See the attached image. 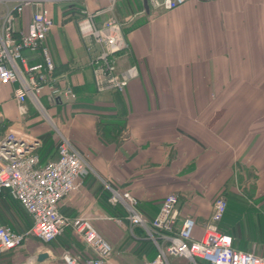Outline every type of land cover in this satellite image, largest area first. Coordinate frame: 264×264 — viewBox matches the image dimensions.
Instances as JSON below:
<instances>
[{
	"label": "crops",
	"instance_id": "crops-1",
	"mask_svg": "<svg viewBox=\"0 0 264 264\" xmlns=\"http://www.w3.org/2000/svg\"><path fill=\"white\" fill-rule=\"evenodd\" d=\"M49 6L55 21L46 39L54 66L50 80L77 88L78 98L62 111L51 109L49 120L39 111L34 115L29 100L19 103L15 86L0 84V140L11 129L44 140L58 122L93 168L60 203V212L89 218L115 244L132 232L118 218L109 187L131 193L147 221L176 195L181 218L196 221L200 239L215 199L223 196L240 215L231 228L237 249L264 255V0H189L171 11L146 8L144 0H116L113 11H107L111 0ZM100 10L106 11L96 25L117 19L128 42L120 69H139L124 93L95 88L78 19ZM25 56L30 63L42 61L34 51ZM47 157L54 160L57 152ZM0 224L25 233L33 220L6 192L0 195ZM134 244L123 256L115 253L112 264H134L137 256L125 257ZM64 252L80 264L91 256L67 229L51 243L30 236L21 247L0 250V264H64ZM168 261L191 264L179 257Z\"/></svg>",
	"mask_w": 264,
	"mask_h": 264
},
{
	"label": "built area",
	"instance_id": "built-area-1",
	"mask_svg": "<svg viewBox=\"0 0 264 264\" xmlns=\"http://www.w3.org/2000/svg\"><path fill=\"white\" fill-rule=\"evenodd\" d=\"M61 1L0 0V84L15 86L18 102L24 104L29 100L49 120L51 117L41 99L44 89H48L52 103L77 99L72 88L58 86L47 77L54 66L46 39L55 25L48 5ZM188 1L148 0V4L155 10L171 11ZM115 2L111 0L107 11H113ZM105 11H84L78 29L91 55L96 91L124 93L129 83L139 77V69L136 65L120 69V59L129 45L117 19H108L100 28L96 25L95 18ZM25 51H34L43 60L30 63ZM58 134L57 158L46 164L40 162L42 142L37 137L11 129L0 140V195L8 192L33 220L31 229L25 233L0 224V250L21 247L30 236L51 243L67 229H72L91 252L83 264H112L113 246L91 220L87 217L72 219L60 212V203L76 192L79 179L92 173L93 168L67 137ZM109 189L111 203L126 209L131 232L136 226L143 227L156 244L157 259L163 264H169V257L186 258L191 264L198 261L264 264V256L236 249L233 238L220 230L228 207L223 196L215 200L204 234L196 239V221L192 217L181 218L176 195L167 196L157 216L148 222L137 211L138 200L131 193ZM62 260L64 264H80L69 252L63 253ZM139 261L137 264H157L156 260Z\"/></svg>",
	"mask_w": 264,
	"mask_h": 264
},
{
	"label": "trees",
	"instance_id": "trees-1",
	"mask_svg": "<svg viewBox=\"0 0 264 264\" xmlns=\"http://www.w3.org/2000/svg\"><path fill=\"white\" fill-rule=\"evenodd\" d=\"M48 8H49V10L51 9V7L49 5H48ZM50 12H51V10H50ZM51 16H52V14H51ZM52 18H53V16H52ZM80 19H78V21ZM53 20H54V18H53ZM54 23H55V21H54ZM41 59L43 60L42 57H41ZM53 70H54V68H53ZM53 70L48 72V74H47L48 80L50 78H52ZM58 86H60V85H58ZM62 87H66V86H62ZM72 89H73V91H75V93L77 95L79 90L77 88H72ZM46 90H47V88H46ZM47 94H48V91H47ZM47 94H46V96H42V101L45 102L46 109L51 114V109L62 107V105L64 103L62 101H59V100L55 101L54 103L50 102ZM77 98H78V95H77ZM31 110L34 111L33 112L34 115L38 114V110H36L33 106H32ZM31 110H30V108L27 109L28 112ZM37 138L40 139V141L42 142V147L39 149L40 162L42 164H46L49 161H51V160L47 161V159H48L47 156L50 153H53L54 151L57 152L58 139L54 138L53 134L50 132L48 133V135H46L44 137V140L41 139V137H37ZM219 197H222V196H219ZM117 208H118V212H117L118 218L121 219L123 222L129 224V221L127 219L128 213H127L126 209L122 205H118ZM239 216L240 215L238 213H236L235 211L231 210L229 205H228L225 216H224L222 222L220 223V230L223 233H226V234L232 236L233 232H232L231 228H233L234 225H236V223L239 222V220H240ZM152 221L153 220L148 221V222H152ZM128 236L131 239V241L133 243H135L134 247L132 248V253L134 255H137V257L139 255H143V254L150 255V257H149L150 261H155L159 257V250H158L156 244L148 238V234L143 227H141V226L134 227L133 233L131 234L130 232H128ZM239 240H241V239L239 238ZM233 244H234V247L237 249L234 238H233ZM247 252H251V253L258 255L255 251L249 250ZM259 256H264V255H259ZM198 264H208V263H206L204 261H198Z\"/></svg>",
	"mask_w": 264,
	"mask_h": 264
},
{
	"label": "rangeland",
	"instance_id": "rangeland-1",
	"mask_svg": "<svg viewBox=\"0 0 264 264\" xmlns=\"http://www.w3.org/2000/svg\"><path fill=\"white\" fill-rule=\"evenodd\" d=\"M2 8L0 7V10H1ZM81 12V11H80ZM104 19V16L102 17V18H100L99 20H103ZM44 103V106L46 107V105H45V102H43ZM65 108H67V102H64V104L62 105V107H60V108H58V110L59 111H62L63 109H65ZM49 113V112H48ZM64 113H66V112H64ZM65 114H63V116H64ZM51 120V119H50ZM49 121V120H48ZM51 123H53V121H50ZM58 122H56L55 124V126H52V124H51V126H50V128H51V132L50 133H52L53 134V136H54V138H57L58 140H59V134H58V132L60 133V134H62L61 133V130L58 128V124H57ZM63 135V134H62ZM111 243V242H110ZM130 243H132V241H131V239L129 238V236H128V234L126 233V232H123V236H122V238H120L118 241H117V243H115V244H113V243H111V244H113L112 246H113V248H114V254L116 253V255L118 254V256L120 257V256H123L124 255V253L122 252V251H125L126 250V248H128L129 246H130ZM131 254H132V250L130 249V252L128 253V254H126V258H127V260H130V258H133V257H131ZM127 255H128V257H127ZM135 256H137V255H135ZM149 257H150V255H145V254H143V255H139L135 260H134V264H137V262L139 261V262H141V261H144V260H146V261H148L149 260ZM120 260V259H119ZM150 261V260H149ZM173 263V262H172ZM184 263V262H183ZM185 264V263H184ZM186 264H188V262H186Z\"/></svg>",
	"mask_w": 264,
	"mask_h": 264
},
{
	"label": "water",
	"instance_id": "water-1",
	"mask_svg": "<svg viewBox=\"0 0 264 264\" xmlns=\"http://www.w3.org/2000/svg\"><path fill=\"white\" fill-rule=\"evenodd\" d=\"M144 5L146 8H149L148 0H144Z\"/></svg>",
	"mask_w": 264,
	"mask_h": 264
}]
</instances>
